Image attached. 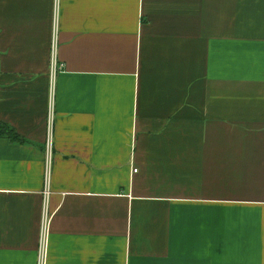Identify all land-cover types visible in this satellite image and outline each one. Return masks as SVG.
<instances>
[{
    "label": "crops",
    "instance_id": "obj_1",
    "mask_svg": "<svg viewBox=\"0 0 264 264\" xmlns=\"http://www.w3.org/2000/svg\"><path fill=\"white\" fill-rule=\"evenodd\" d=\"M0 122V264H264V0H0Z\"/></svg>",
    "mask_w": 264,
    "mask_h": 264
},
{
    "label": "built area",
    "instance_id": "obj_2",
    "mask_svg": "<svg viewBox=\"0 0 264 264\" xmlns=\"http://www.w3.org/2000/svg\"><path fill=\"white\" fill-rule=\"evenodd\" d=\"M51 77H52V85H51V98L49 105V113L47 120V139H46V151H47V190L46 194L49 195V173L51 167V159H52V151H53V143H54V127H55V107H54V90H55V77L56 75L65 70V65L60 63L58 60V38L57 33H54L53 44L51 50ZM43 218V239L41 241V246L39 250V260L38 264H46V255H47V243L45 237L48 233V214L45 212Z\"/></svg>",
    "mask_w": 264,
    "mask_h": 264
},
{
    "label": "trees",
    "instance_id": "obj_3",
    "mask_svg": "<svg viewBox=\"0 0 264 264\" xmlns=\"http://www.w3.org/2000/svg\"><path fill=\"white\" fill-rule=\"evenodd\" d=\"M1 137L9 138L12 141H24V139L21 138L14 129L9 127V125L0 122V138Z\"/></svg>",
    "mask_w": 264,
    "mask_h": 264
}]
</instances>
